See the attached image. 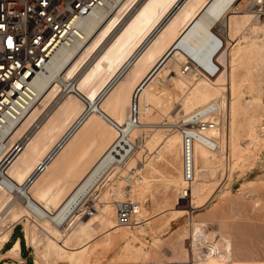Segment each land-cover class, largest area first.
<instances>
[{
    "label": "bare ground",
    "instance_id": "6f19581e",
    "mask_svg": "<svg viewBox=\"0 0 264 264\" xmlns=\"http://www.w3.org/2000/svg\"><path fill=\"white\" fill-rule=\"evenodd\" d=\"M259 1L262 0H252L254 5ZM248 2L116 0L109 13L95 10L82 20L84 41L73 39L58 48L33 82L37 94L34 105L7 121L1 129L0 248L8 241L13 224L24 218L22 229L27 245L35 255L33 264H41L40 259L50 253L58 256L61 264L161 263L155 262L150 255L155 246L158 248L155 251L160 252L161 232L154 236V242L148 244L146 252L142 251L141 241H138L140 246L133 243L131 246L133 240H139L143 235L146 227H150L151 233L160 231L150 222L154 217L147 213L143 203V199L151 196L152 184L158 179L142 176L137 164L143 163L141 154L147 153L146 145H160L156 134L159 131L163 137L176 135L179 139L175 136L166 139L161 143V152L151 151L149 156L156 159L163 154L178 153L179 156V132L167 131L173 122L155 121L153 117L159 114L162 118L177 121L214 102L217 105V129L207 135L215 138L217 147L211 149L194 142V180L190 193L186 198L177 195V200L187 201L190 197L192 200L186 209L173 210L180 212L182 219L192 221L189 228L179 233L177 240L168 243L170 254L165 260H189L193 264H264L260 260L234 258L228 235L215 227L209 229L201 220H193V213L203 210L211 201L210 198L204 202L201 199L210 179L196 185L197 176L217 178L221 168H225L227 179L236 174L239 176L238 172L245 167L252 148L258 145V141L264 142L263 80L260 81L261 74L257 73L261 67L259 64L264 61V42L262 46L248 43L249 38L244 35L254 15L245 10ZM218 25L222 41L219 49L213 39ZM187 54L202 64L211 58L216 59L219 71L213 77L182 73ZM60 72L65 80L76 77L73 82L76 91L90 101L91 107L118 124H124L131 94L135 92L138 123L129 131V138L140 144L124 165L114 163L107 154L116 133L95 111L71 133L54 156L45 157L83 108L75 93L61 95L65 83L54 82ZM172 101L181 107L176 113ZM36 123V129H32ZM143 128L146 130L145 139L134 140ZM241 140L245 141L244 146ZM97 149L100 154L95 162L65 199L51 210L48 201L52 189L62 176L74 173ZM225 160L230 162L228 166ZM39 164L43 168L41 172ZM126 169L136 175L129 184L121 177ZM151 169L153 173L158 172L154 167ZM159 178L158 182H163ZM126 190L133 200L123 199ZM122 200H128L134 206L132 222L127 225H120L115 220L114 202ZM106 215L114 220L106 219ZM8 222L12 225H5ZM104 222L102 233L107 237L106 241L84 247L78 254L67 252L70 237L88 236V229H100ZM155 223L172 225L165 218ZM185 239H189L188 248L183 245ZM203 245L206 251L201 249ZM116 247L121 248L122 254L105 261L104 252ZM18 251L19 242L16 240L7 250V257L17 256Z\"/></svg>",
    "mask_w": 264,
    "mask_h": 264
},
{
    "label": "built area",
    "instance_id": "2783aa9c",
    "mask_svg": "<svg viewBox=\"0 0 264 264\" xmlns=\"http://www.w3.org/2000/svg\"><path fill=\"white\" fill-rule=\"evenodd\" d=\"M115 3L116 0H0V132L7 121L15 119L34 105L37 94L33 89V82L58 48L73 39L84 41L81 21L95 10L109 13ZM254 6L259 16L264 15V0ZM213 39L219 49L222 41L215 31ZM219 68L216 59L211 58L206 64H202L187 54L181 72L213 77ZM75 78L65 80L61 72L55 77L54 82L65 83L61 95L75 93L83 103V108L45 157L54 156L71 133L91 112L95 111L110 123L116 133L107 154L114 163L124 165L139 146L129 138V131L138 123L135 92L131 94L128 115L122 125L91 107L90 101L74 88ZM216 111L217 105L211 102L169 124L167 128V131L176 130L180 135L178 160L183 185L178 190L179 197H187L194 180V142L198 141L211 149L217 147L215 138L207 135L217 129ZM38 170L39 172L43 170L41 164L38 165ZM133 176H136L134 172L126 169L121 177L126 184H129ZM114 211L118 224L127 225L132 222L134 213L132 202L116 201ZM161 264H192V262L165 261Z\"/></svg>",
    "mask_w": 264,
    "mask_h": 264
},
{
    "label": "rangeland",
    "instance_id": "374dc122",
    "mask_svg": "<svg viewBox=\"0 0 264 264\" xmlns=\"http://www.w3.org/2000/svg\"><path fill=\"white\" fill-rule=\"evenodd\" d=\"M254 7L255 6L252 0H249L247 6L245 7V10L247 12L248 11L251 13L253 12L252 14L254 15L250 23V26L244 31V35H246L249 38L248 43H255L257 45L262 46V43L264 42V15L262 14L259 16L254 11L255 9ZM222 25L223 24L221 23V26ZM219 30H220V26L218 25L215 31L216 32L218 31L217 33H219ZM228 46L229 45L226 43L227 49H229ZM216 58H218V55H216ZM259 65L261 66L260 70L262 71L259 70L257 73L258 75L261 74L259 76L260 81L263 80L261 81L262 86L261 85L260 86L263 89V92H262L263 94H262L261 99H262V102L264 103V61L263 63H260ZM161 80L163 79L161 78ZM244 97L246 98L247 96H244ZM171 104L176 107L174 111L175 113L180 110L181 107L180 106L177 107L175 102L172 101ZM153 120L174 122L176 119L173 121L171 118L169 119L162 118L161 115L157 114L155 117H153ZM218 123L220 125L221 123L220 118H218ZM32 129H36V127L34 128L33 126ZM145 131L146 130L143 128L141 132L139 133V135L136 138H134V140L138 139L139 137H143V140H144L146 137V135L144 134ZM257 133H259V130L257 131ZM156 134L160 140V145L158 146L154 145L151 147H148V145H146L145 148H146L147 153L141 154L143 163L139 162V164L137 163L136 164L138 166L140 165L139 167L141 168L140 170H142L141 171L142 176L147 177L148 179H153V180L158 179L155 182L153 181L154 183L152 184L151 192H150L151 196H148L150 198L146 197L147 199L146 198L143 199L144 201L143 203L145 207L147 208V211H148L147 213L149 215H153L154 217L150 220V222L155 224L156 229L160 231H157L156 233H151L150 227L149 226L146 227L143 231V235L139 236V240H135V241L133 240V242H131V246H133V244L136 246H140V243L142 242L143 243L142 246L144 247L142 248V251L146 252V250H148L147 249L148 244L154 242V236L161 235L162 242L160 245L161 248H159L160 252L155 251V249H158L157 246H155V248L151 251L150 255L152 258L154 257L153 260H155V262L157 260V262L162 263L166 261L165 260L166 256L170 254V251H168V243L172 239L177 240L179 233L181 234L184 228L185 229L189 228V222L191 223L192 221L188 219L187 220L182 219V214L180 212H175L173 210L175 208L186 209L187 203L191 201L192 198L190 197V200H187V201L177 200L178 189L182 186V179L180 177V169H179L178 153L177 155L163 154V156L160 159H156L154 157L151 158L148 154L151 151H154V152L156 151L157 153L159 151L161 152V143H164L166 139L170 140L172 136H175L177 137V139H179L178 136L170 135L169 137H163L161 136L162 135L161 131L157 132ZM260 135H262V133ZM137 141L138 140H136V144L139 145L140 142L138 143ZM240 143L242 146L245 145V141L243 140H241ZM263 144H264L263 141L262 142L258 141V145L255 146L256 148L255 147L252 148L253 152L248 158V160L246 161V164L244 165L245 167H242L240 172H238L240 173L239 176L236 174L237 177L235 175L232 178L233 181L232 179H227L225 177V172H226L225 168L220 169V171L216 174L217 178L211 179L209 176H206V177L197 176V180L194 181L195 184L198 182H199L198 184H200V183H203L205 180L210 179L203 195L201 196V199L204 202L205 200L210 198L211 201H209L208 205L205 208H203V210L196 212L195 214L193 213V217L195 218V219L193 218V220H201L204 222V224H207L206 225L207 227H210L209 229L215 227V229L217 228L221 233L228 235L230 243L232 245L231 248H232L233 257L234 258L237 257L236 259L238 260L243 259L246 261V259L247 260L254 259V260H260L264 262V145ZM195 150H198V149L196 148ZM96 152L100 153V149H97ZM148 156H149V159H148ZM225 161L224 162L226 166H228L227 164H230V162L228 160H225ZM152 167L157 169L158 172L153 173L151 169ZM159 177L162 178L163 182L161 183L158 182L161 180ZM248 178H252L254 180H249ZM119 179L117 178V180ZM175 181L178 183H176ZM130 196H131V193L129 192V190L128 191L126 190V193L123 199L125 198L131 199ZM118 197L121 199L120 196ZM178 206H181V207H178ZM51 210L53 209L51 208ZM178 217H180L179 218L181 219L180 221ZM164 218L166 220H170L172 225L161 226L160 223L159 224L155 223L158 220H163ZM106 219L114 220L113 217H109L107 215H106ZM22 221H25V219L23 218ZM22 221L15 223L16 229L14 232V236L23 237V245H22L23 247L21 249V253L24 256L28 255L29 262H27V264H33V259L35 258V255H34L33 249L27 245V242H26V239L23 233L24 231L22 229L23 228ZM106 222H104L101 225L100 229H97V230L88 229V233H89L88 236L87 235H80V236L74 235L70 237L67 242V247H68L67 252H74V254H78L79 251L84 247H92L95 243L106 241L107 237L102 233V231L104 230L103 226L106 224ZM9 224L10 223L8 222L5 225L8 226ZM206 226L205 228H207ZM33 229L36 230L35 227H33ZM138 241H141V242H138ZM189 243H190L189 239H185L183 242V245L188 248ZM11 245H12V242L10 241L7 245L4 246V248H2L3 252L0 251L1 260L8 258L14 261V257L9 258L7 257V253H6L9 247H11ZM204 247L205 246L203 245V248L201 247V249L203 251H206V247L205 248ZM121 254H122L121 248L116 247L113 250L104 252L103 255L106 257V259L104 258V260L107 261L110 259L113 260L118 255H121ZM64 258L66 259L67 256H65ZM58 260H59L58 256H55L50 253V254L44 255L43 260L40 259V263L41 264H61V262H59ZM133 260L134 258L132 259V261ZM146 260L147 259H145V261ZM3 262H7V261L2 260V264ZM7 263L10 264L9 262ZM132 264H141V263L134 262Z\"/></svg>",
    "mask_w": 264,
    "mask_h": 264
},
{
    "label": "crops",
    "instance_id": "0c3cea01",
    "mask_svg": "<svg viewBox=\"0 0 264 264\" xmlns=\"http://www.w3.org/2000/svg\"><path fill=\"white\" fill-rule=\"evenodd\" d=\"M99 154H100L99 152H95L86 162L83 163V165L79 169H77L70 176H62V178L59 180L57 185L52 189V191L50 193V200L48 201L49 208H52L54 210L56 208V206L59 205L65 199V197L69 194V192L73 189V187L80 181V178L83 177V175L86 173V171L95 162V160L98 158ZM10 225H12V224H10ZM15 229H16V224L14 223L12 226V230H10L8 241L5 242L1 246L0 251L3 252L2 248H4V246L7 245L10 241L13 243L16 240H18L19 251L17 253V256L14 257V261L10 260L8 258L2 259V260H5V261L9 262L10 264H27V262H29L28 255L24 256L21 253V249L23 247L22 246L23 245V237L14 236ZM2 260L0 259V264H2ZM4 263L5 262H3V264Z\"/></svg>",
    "mask_w": 264,
    "mask_h": 264
},
{
    "label": "water",
    "instance_id": "95a60500",
    "mask_svg": "<svg viewBox=\"0 0 264 264\" xmlns=\"http://www.w3.org/2000/svg\"><path fill=\"white\" fill-rule=\"evenodd\" d=\"M147 77H148V76H147ZM147 77H146V78L143 80V82H145V81H146ZM143 82H142V83H143Z\"/></svg>",
    "mask_w": 264,
    "mask_h": 264
},
{
    "label": "snow or ice",
    "instance_id": "6c2138e0",
    "mask_svg": "<svg viewBox=\"0 0 264 264\" xmlns=\"http://www.w3.org/2000/svg\"><path fill=\"white\" fill-rule=\"evenodd\" d=\"M9 45H11V41H9Z\"/></svg>",
    "mask_w": 264,
    "mask_h": 264
}]
</instances>
